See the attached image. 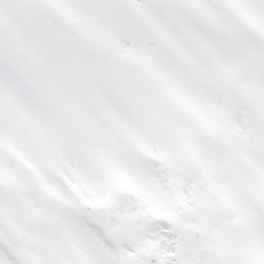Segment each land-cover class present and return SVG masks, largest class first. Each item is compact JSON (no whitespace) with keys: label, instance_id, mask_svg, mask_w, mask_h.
<instances>
[{"label":"snow or ice","instance_id":"obj_1","mask_svg":"<svg viewBox=\"0 0 264 264\" xmlns=\"http://www.w3.org/2000/svg\"><path fill=\"white\" fill-rule=\"evenodd\" d=\"M0 264H264V0H0Z\"/></svg>","mask_w":264,"mask_h":264}]
</instances>
